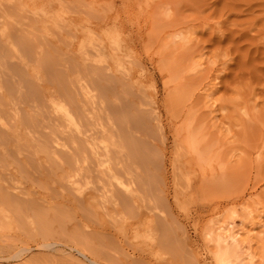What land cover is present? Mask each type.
<instances>
[{
    "label": "rangeland",
    "instance_id": "374dc122",
    "mask_svg": "<svg viewBox=\"0 0 264 264\" xmlns=\"http://www.w3.org/2000/svg\"><path fill=\"white\" fill-rule=\"evenodd\" d=\"M0 89V264H264V0H0Z\"/></svg>",
    "mask_w": 264,
    "mask_h": 264
},
{
    "label": "bare ground",
    "instance_id": "6f19581e",
    "mask_svg": "<svg viewBox=\"0 0 264 264\" xmlns=\"http://www.w3.org/2000/svg\"><path fill=\"white\" fill-rule=\"evenodd\" d=\"M1 52H2V50H1ZM16 77V76H15ZM53 87V86H52ZM56 87V86H55ZM9 88V87H8ZM1 90V89H0ZM1 94V93H0ZM30 95V94H29ZM6 99V98H5ZM8 99V98H7ZM33 100V99H32ZM34 102V101H33ZM36 103V102H35ZM34 103V104H35ZM56 104H58V103H56ZM21 105V104H20ZM14 106V105H13ZM28 106V105H27ZM30 106V105H29ZM63 107V106H62ZM65 108V107H64ZM17 109V108H16ZM58 109V108H57ZM60 109V108H59ZM61 110V109H60ZM58 111V110H57ZM59 112V111H58ZM62 112V111H61ZM63 112H65V114H66V117H68V120H70V122H71V120H72V117H73V115L72 114H70V112L67 110V109H65V111H63ZM63 115V114H62ZM72 115V116H71ZM1 116V115H0ZM43 117V116H42ZM55 117V116H54ZM58 118V117H57ZM1 119V118H0ZM74 119V118H73ZM67 121V120H66ZM72 122H73V120H72ZM71 122V123H72ZM55 123H56V121H55ZM57 124V123H56ZM4 125V124H3ZM75 125H76V123H75ZM18 129V128H17ZM14 133V132H13ZM16 133V132H15ZM74 137V136H73ZM70 138V137H69ZM53 141H54V143H56V144H58L59 142H58V139L57 138H55V139H53ZM70 141H71V138H70ZM74 141V140H73ZM74 143H75V141H74ZM53 151V150H52ZM223 232V231H222ZM224 233V232H223ZM222 234V233H221ZM241 232L239 233V232H236V234L232 237V243H234V247L235 248H240L238 251L240 252V250L241 249H243V246L244 245H246V242H247V240H248V237L247 238H244V239H242L241 240V238L240 237H242L241 236ZM240 235V236H239ZM246 235V234H245ZM247 239V240H246ZM246 241V242H245ZM224 242H226V240H223V238L221 237V235H219V237H218V251H217V259L219 260V261H226V259L228 258V257H225L224 255L226 254V255H228L231 251H233L230 247H228ZM245 242V244H243V246L241 245L242 243H244ZM240 245H241V247H240ZM232 246V245H231ZM245 247V246H244ZM247 249V248H246ZM237 252V251H236ZM232 253V252H231ZM230 253V254H231ZM252 253V252H251ZM233 255H235V254H233ZM230 256V255H229Z\"/></svg>",
    "mask_w": 264,
    "mask_h": 264
}]
</instances>
